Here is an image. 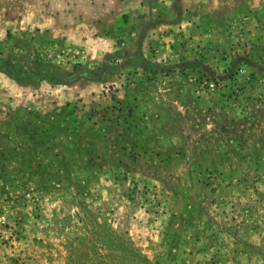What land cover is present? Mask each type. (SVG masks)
<instances>
[{
	"label": "rangeland",
	"instance_id": "374dc122",
	"mask_svg": "<svg viewBox=\"0 0 264 264\" xmlns=\"http://www.w3.org/2000/svg\"><path fill=\"white\" fill-rule=\"evenodd\" d=\"M0 264H264V0H0Z\"/></svg>",
	"mask_w": 264,
	"mask_h": 264
}]
</instances>
